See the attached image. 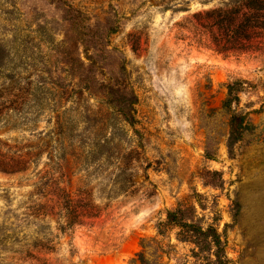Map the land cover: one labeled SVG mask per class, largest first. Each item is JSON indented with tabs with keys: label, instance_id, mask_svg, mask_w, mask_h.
<instances>
[{
	"label": "rangeland",
	"instance_id": "rangeland-1",
	"mask_svg": "<svg viewBox=\"0 0 264 264\" xmlns=\"http://www.w3.org/2000/svg\"><path fill=\"white\" fill-rule=\"evenodd\" d=\"M247 1L0 0V264H264Z\"/></svg>",
	"mask_w": 264,
	"mask_h": 264
},
{
	"label": "trees",
	"instance_id": "trees-1",
	"mask_svg": "<svg viewBox=\"0 0 264 264\" xmlns=\"http://www.w3.org/2000/svg\"><path fill=\"white\" fill-rule=\"evenodd\" d=\"M215 13L218 25L225 29L227 26L234 39L244 36L250 40L256 33L264 31V1L262 0H249L242 5L220 8ZM232 88L231 85L230 90Z\"/></svg>",
	"mask_w": 264,
	"mask_h": 264
}]
</instances>
